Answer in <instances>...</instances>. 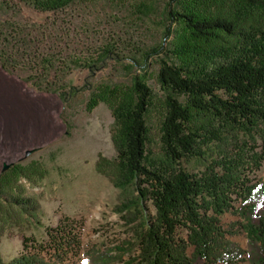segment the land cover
Returning a JSON list of instances; mask_svg holds the SVG:
<instances>
[{"label": "trees", "instance_id": "1", "mask_svg": "<svg viewBox=\"0 0 264 264\" xmlns=\"http://www.w3.org/2000/svg\"><path fill=\"white\" fill-rule=\"evenodd\" d=\"M22 1L56 10L74 0ZM180 3L166 10L164 37L172 36L170 59L157 71L164 93L157 138L153 91L142 75L89 96V108L99 100L111 105L116 156L109 169L100 161L97 168L125 192L116 209L133 236L86 250L88 264H264V172L251 177L264 163V0ZM23 172L16 164L0 176V237L40 219L37 200L16 190ZM226 211L238 218L222 223ZM61 231L49 258L25 249L7 261L0 256V264H61L76 243ZM239 232L245 245L232 239Z\"/></svg>", "mask_w": 264, "mask_h": 264}, {"label": "rangeland", "instance_id": "2", "mask_svg": "<svg viewBox=\"0 0 264 264\" xmlns=\"http://www.w3.org/2000/svg\"><path fill=\"white\" fill-rule=\"evenodd\" d=\"M179 4L74 0L40 10L22 0H0V176L13 165L24 167L16 190L37 200L40 217L0 237L2 259L25 249L49 258L61 229L76 239L61 264H88L86 250L132 239V226L116 209L125 192L97 168L101 163L109 169L108 159L116 156L111 105L87 103L99 86L125 87L142 75L153 91L151 131L157 138L164 97L157 71L161 59H170L165 52L172 36L164 37L171 18L166 10ZM257 144L261 148L260 139ZM263 168L264 163L251 177L263 176ZM237 218L226 211L221 222ZM232 239L245 245L243 232Z\"/></svg>", "mask_w": 264, "mask_h": 264}, {"label": "water", "instance_id": "3", "mask_svg": "<svg viewBox=\"0 0 264 264\" xmlns=\"http://www.w3.org/2000/svg\"><path fill=\"white\" fill-rule=\"evenodd\" d=\"M6 166H8V165L6 164Z\"/></svg>", "mask_w": 264, "mask_h": 264}]
</instances>
